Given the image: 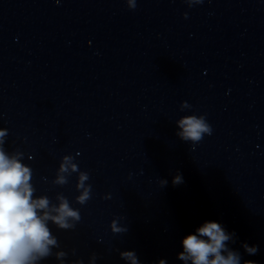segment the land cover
<instances>
[{"label":"clouds","instance_id":"clouds-1","mask_svg":"<svg viewBox=\"0 0 264 264\" xmlns=\"http://www.w3.org/2000/svg\"><path fill=\"white\" fill-rule=\"evenodd\" d=\"M189 7L203 3V0H184ZM129 9H135L136 0H126ZM186 15V14H185ZM181 110L190 108L187 102L180 105ZM176 135L185 142L198 144L205 135L212 134V127L204 115H186L176 121ZM7 129H0V264H42L49 257L55 256L59 264H65L68 253L59 249L58 238L52 233L49 224L59 230H74L81 220L80 210L73 208L63 193H57L53 203L46 195L35 196L36 189L31 183L33 170L23 163L24 153L20 150L8 152L4 148ZM77 174L75 189L79 193L75 202L83 206L92 198V185L88 183L90 174L80 171L72 155L62 157L53 185L64 186L69 177ZM163 186L167 180L161 179ZM173 185L183 183L181 174L173 177ZM110 199V195L103 197ZM115 218L110 222L113 234H124L127 227ZM235 233H228L220 223L204 222L195 229L194 234H188L182 239L183 250L177 254V259L183 264H257L253 260H242L239 251L229 247L234 243ZM241 247L248 255H255L258 246L243 243ZM75 255V249L72 250ZM120 258L126 264H141L134 250L119 252ZM97 255L93 253L88 264H96ZM73 264H84L76 260ZM157 264H167L160 259Z\"/></svg>","mask_w":264,"mask_h":264}]
</instances>
